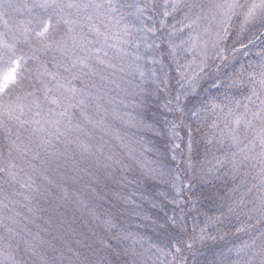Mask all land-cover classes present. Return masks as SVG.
Here are the masks:
<instances>
[{"label":"trees","instance_id":"trees-1","mask_svg":"<svg viewBox=\"0 0 264 264\" xmlns=\"http://www.w3.org/2000/svg\"><path fill=\"white\" fill-rule=\"evenodd\" d=\"M216 2L99 0L92 4L96 10H106L102 24L112 23L125 34L124 41L122 36L113 39L112 28L106 31L97 25L99 46L105 43L104 48L110 49L113 44L104 40L109 37L123 46V53L107 56L109 63L101 58L95 64L90 58L92 48L79 43L89 28L75 36V50L83 49L85 56L79 57L95 68V74L85 80L77 67L79 73L71 75L77 90L85 87L83 104L78 103L86 105V111L74 107L70 122L62 117L72 127L70 140L49 137L29 144L22 141L27 139L24 133L15 139L14 132L0 130V190L17 189L10 177H18L12 171L21 158L26 196L38 192L37 203L49 207L39 216L27 215L30 207L26 212L23 207L6 211L0 194V254L7 246H19L22 264H264L260 145L264 120L253 115L264 101V22L257 19L252 27L247 25L248 5L235 0L243 7L233 8L225 19L223 57L211 59L201 70L192 66L198 70L195 81L203 76L193 90L187 72L193 64L187 61L191 44L197 42L202 12L212 17ZM46 19H51L46 39L53 41L61 34V24L50 9L40 10V27ZM75 50L67 49L69 54ZM51 61L45 59L44 64L50 68ZM27 63L19 67L26 75L19 71L18 82L6 91L8 101L21 96L40 103L45 91L61 98L60 92L56 95L52 90L55 76L46 75L34 84ZM161 64L171 69L170 75L166 68V73L158 70ZM154 67L159 74L156 91L150 79ZM129 68H133L131 75ZM69 76L65 82H71ZM106 76L108 84L103 80ZM30 82L33 85L27 88ZM34 85L39 87L33 91ZM24 86L26 90L19 92ZM90 86H95L92 94L85 92ZM82 112L87 119H82ZM19 118L17 122L24 126ZM141 119L153 132L136 131L131 121ZM174 121L180 140L169 136L170 130L175 135L178 131L171 127ZM95 128L112 139L100 140L102 134ZM138 136L134 145L132 139ZM131 142L160 174L157 169L148 174L147 168L132 171L137 156L133 148L127 149ZM64 147L70 149L71 158L62 152ZM109 161L128 170L121 173ZM39 171L42 180L34 175ZM24 222L29 227L19 226Z\"/></svg>","mask_w":264,"mask_h":264},{"label":"rangeland","instance_id":"rangeland-1","mask_svg":"<svg viewBox=\"0 0 264 264\" xmlns=\"http://www.w3.org/2000/svg\"><path fill=\"white\" fill-rule=\"evenodd\" d=\"M243 1L247 3L248 8L253 3H260V0ZM93 3H99V0H0V68L6 67L10 59L16 60L17 58H19L20 64L27 63L29 61L27 63L28 65L26 66V70L27 72H29L27 74H29L31 77H35L34 84L35 80L37 81V79L42 82L43 77H47L46 75H53L52 77H55L53 79L54 85L52 90L54 91V94L57 95L59 94L58 92H60V95H62L61 98L56 99V97L51 96L48 91H45L43 96L44 99L39 101L40 103H36L37 99L33 102H28L27 99H24V97L21 96L15 97L13 101H8V98L5 97L7 89L4 92H0V130L4 132H14L15 139H18L24 133L27 139H24L22 141H25V143L27 141L29 144L40 143V141L42 140L41 138H44L43 141H47L50 139L49 137H53L54 139L60 138L61 140L71 139L72 127L71 125L66 124L65 121H71V118L73 117L72 110L74 109V107H78L80 109L84 108V110L86 109V105L83 106L80 104V97L85 87H82L81 91L77 90L75 84L72 81L75 76L71 80V75H77L79 72L80 74L84 72L83 74L85 75L84 77L86 80V77H88V79L93 78L92 75L95 74V68L92 69L91 66L86 64V62L79 57V55L82 57L85 56V53L81 52L83 49L78 48L77 51L75 50V39L76 37L81 35L77 33L83 32L86 26L89 28L87 29V31L89 30V32H86L87 35L85 39H82L84 38V36H82L81 40H79V43L83 46V48H85L86 46L92 48L90 58L95 64L96 61L100 62L101 58H105L106 63H109L107 56L113 58L114 55L118 56L120 53H123V46L114 44L113 39H115V37L117 36H122L121 40L124 41L125 34L120 32V30H116L113 27L112 23L110 24L106 22L102 24V20L104 18L102 16V12H105L106 10H102V8L96 10L98 7L94 8V6L92 5ZM100 3L102 4L101 1ZM233 3H235V0H218L217 7L214 6V8L211 10L212 17L202 12L201 18H199L200 29L199 31H197V34L195 36L197 38V42H192L191 50L189 53L191 54V58L187 60H192L194 64H189L191 66H188L187 68V72L191 76L189 79L192 80L191 85H193V90L198 87L201 82H203V76L199 77L195 81L193 78L197 75L198 70H193L192 66L197 67L199 70L203 69L204 67L206 68L211 59L218 56V58H221L222 52H224L222 51L224 48L220 47L224 44L222 37L224 30L223 24L226 17L233 9H229L227 5ZM69 4L75 6L68 7ZM49 9L50 11H53L55 15V21L58 23L60 22L61 24V34L53 41H49L48 39H46V35L44 37H38L36 35V33L41 30L38 20L39 11H46ZM245 15L247 17L248 12ZM247 18V25H249L250 27L253 26L257 19L264 22V10L257 9L256 13L253 16ZM50 20L46 19L44 22H49ZM97 25H99L103 30L105 29L106 31L112 28V32L110 34L112 35L113 39H110L109 37L104 38L105 41L108 40L113 44L110 49L104 48V46H107L105 43L102 46H99V44L101 43V39L100 37H97L95 35ZM73 40L74 44L70 45ZM24 45L26 46V48L22 49ZM71 47H73L76 51L73 54H69L70 52L67 51V49L69 50V48ZM16 51H18V53H16ZM76 56H78L79 60L76 59ZM211 56L213 57L211 58ZM45 59H52L50 68L44 64ZM30 60L32 61L30 62ZM37 61L41 63H38ZM153 62L155 65V61ZM194 62L197 63L196 66ZM77 67L79 68V72L76 70ZM164 68L168 70V75H170L171 69L169 70V67L167 68L163 64L159 65L158 70H161L160 72L162 73H166ZM129 70L128 72L131 75L133 73V68H129ZM19 71L20 75H26L25 73H22L18 68V72ZM68 75H70L69 77L71 82H65V79L67 81ZM151 77L152 78L150 79L154 82V90L156 91L159 74L156 71L155 67L153 69ZM21 79L25 80L26 76H22ZM103 80L108 84L107 76ZM146 80L147 79L141 78L142 82ZM165 83L166 80H164V86ZM32 85L33 83L30 82L27 88H31ZM25 87L26 86H24V88H21V91L19 92H23L22 89L26 90ZM38 87V85H34L32 90L34 91ZM94 87L95 86L86 87L85 92L92 94L94 91ZM130 87L131 84L129 88ZM181 88L182 87L179 86L175 91H179ZM162 89L164 92L166 91L165 87H163ZM173 93L175 92H172L170 95H173ZM54 100L57 102L53 103ZM169 103L173 105V101L171 102V100H169ZM175 104L176 103L174 102V105ZM49 110L51 112H49ZM16 115L20 117L19 121L23 123L24 126H21L20 123L17 122L18 117ZM80 115L82 116L83 120L88 118V116H85V112H82ZM63 116H65V121L62 120ZM173 120L177 121L176 118H173ZM134 121L135 120L131 121V125L133 126L136 124V131L153 132V130L148 129L147 125H145L146 122L142 121V119L140 122L135 121L136 123H133ZM175 121L173 122L171 127L178 128V125L177 123H175ZM118 131L119 130H117L116 132ZM95 132L102 134V138L100 140L106 141L110 137L108 133L105 134L106 131L102 132L100 129L98 130L97 128H95ZM109 133L112 132L109 131ZM35 134H37L38 137H35ZM169 136L173 140H180V129L178 128L176 135L172 134L170 130ZM110 139L112 138L110 137ZM132 140L134 142V145H136L137 142H135L134 140H140V138L138 136V138H133ZM104 143L101 144L105 147ZM134 145L131 142V147L127 148L129 150L133 148V151L137 156L136 160L132 158L134 162L136 161L135 163L137 165H132L134 166L133 168H135L132 171L137 173L140 172V170L147 168V174L152 173L157 168L149 165L145 160L146 158H143V156L134 149ZM104 147L99 149H105ZM138 147H140V145ZM133 151L130 152L134 157ZM62 152H66L68 157L71 158L72 154L70 152V149L64 147V149H62ZM17 160L19 164L14 168V171H12V173L17 175L18 177H10L12 180H14L12 186L16 187L17 189L12 191L11 193H6V191L3 192V190H0V194H3L4 208L6 209V211H10L11 209L13 210L15 208L23 207L25 212L31 208V213H28L29 211H27V215L35 214L36 216L38 214H41L42 211L48 210L49 207L42 201H39V203H37V201L41 198L38 192L37 194H33L34 197H27L29 191L24 189L26 182L23 180L24 160H22L21 158H17ZM109 163L111 164L110 161ZM110 166L111 168H117V170L121 169V173L128 170V167H119L117 164H111ZM157 172L158 174H160L161 171L157 169ZM70 173H72V171ZM34 175L39 179L42 178V172L40 171ZM53 186H57V184H54ZM61 189L68 192L67 188ZM50 205L52 208L55 206L54 203ZM32 207L37 208L34 209ZM52 210L53 209H50L49 212H51ZM20 212L23 211L20 210ZM21 224L25 225V227H29V225L25 222L19 223L20 227H22ZM17 236L19 237L18 239H21V236ZM19 243H22V241H19ZM16 248H19V246ZM16 248L12 249L11 247L7 246V250L3 249L2 251H4L5 253L0 254V263L22 264L24 258L21 253H19L21 251L16 250Z\"/></svg>","mask_w":264,"mask_h":264},{"label":"snow or ice","instance_id":"snow-or-ice-1","mask_svg":"<svg viewBox=\"0 0 264 264\" xmlns=\"http://www.w3.org/2000/svg\"><path fill=\"white\" fill-rule=\"evenodd\" d=\"M75 5L69 4L68 7H74ZM86 7V6H85ZM229 9L235 8V7H243L242 5L238 4H229L227 5ZM257 9L264 10V0H260L259 4L253 3L248 8V17L250 18L253 16ZM50 21L44 22L41 25V30L36 33L38 37H44L48 31H49ZM103 63V61H101ZM20 66V59L17 58L16 60H9V63L6 67L0 68V92H4L6 89L10 87V85H15L18 82V68ZM57 101H53V103H56ZM82 103V101H81ZM254 117H259L262 120H264V101H262L261 104V110L258 113L253 114ZM264 132V130H262ZM260 145H261V155H264V136L260 139Z\"/></svg>","mask_w":264,"mask_h":264}]
</instances>
